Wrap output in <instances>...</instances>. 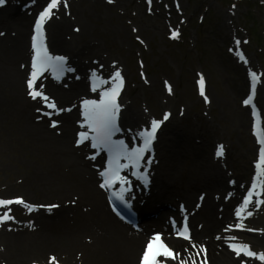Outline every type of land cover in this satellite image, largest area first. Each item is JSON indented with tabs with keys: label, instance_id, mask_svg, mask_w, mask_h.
Wrapping results in <instances>:
<instances>
[{
	"label": "bare ground",
	"instance_id": "6f19581e",
	"mask_svg": "<svg viewBox=\"0 0 264 264\" xmlns=\"http://www.w3.org/2000/svg\"><path fill=\"white\" fill-rule=\"evenodd\" d=\"M44 1L4 0L7 6H0V126L7 125L14 140L10 152L12 164L6 160L8 157L1 156L3 148L7 147L0 143V199L6 200V193H16L25 202L21 206L10 205L12 219L0 224V264H49L52 256L59 264H142L138 253L149 242L148 237L128 240L127 232L109 216L103 204L104 195L95 184L93 166L84 160L82 149L80 154L73 142L74 132L85 128L79 107L85 100L93 101L98 94L87 85V77L94 73L91 79H100L104 87L114 81L117 71L132 79L138 78L133 87L138 91V97L121 100V137L129 132L128 137L135 139L134 133L139 134L145 129L152 118L162 119L165 113L171 116L170 122H163L161 141L159 145L157 143V150L149 155L148 168L142 171L144 176L140 183L145 179V185L152 188L147 199L170 198L174 202L181 193L182 200L191 205L199 194H205L200 220L205 218L210 222L212 216H222L217 221L219 229L216 233L217 228L210 231L208 227L196 236L209 237L205 242L195 243V248L206 250V254L201 252L203 264L205 256L206 264H264L258 258L237 255L231 247L246 245L257 256L264 254V203L254 199L249 210L257 209L261 204L259 212L248 215L251 212L245 210L243 219L238 215L246 200L244 198L241 204L240 195L243 189L250 194L255 170L247 168L239 173L244 187L236 182L230 184L231 179L226 176L230 165L222 162L221 156L220 161L211 155L206 158L205 155L210 154L208 146L202 143L201 137L194 138L195 133L199 136L201 132H207L201 127H192L194 123L199 126L202 117L198 113L196 117L187 118L192 107L184 105L182 91L177 92L176 88L172 91L175 79L164 74L148 78L140 72L137 50L143 60L148 61L144 41L149 37L153 41L154 35L167 40L172 31L183 29V21L195 15L188 16L174 0H153V4H147L145 0H112L111 3L108 0H66L67 7L62 0L58 16L53 18L46 31L48 41L46 39L45 46L51 54L53 51L63 54L60 56L69 60L77 72L68 76L65 83L36 84L44 95L55 100L59 110L70 111L61 115L53 127L49 119L41 117L42 107L47 111L46 103L41 99L33 100L28 89L33 52L27 42V31L32 15ZM218 47L221 48L219 44ZM238 63L245 65L242 61ZM240 65L239 68L248 69ZM187 70L194 77L198 76L194 69ZM244 83L243 92L252 93L249 106L244 108L249 114L251 107L257 108L255 92L261 91L263 86L259 80ZM62 84L65 86L61 87ZM178 85L181 86V82ZM131 88L127 82L122 96L131 92ZM145 88L148 96L144 93ZM230 93V97L235 98L239 92L233 88ZM206 96L207 89L198 99L199 103H205ZM141 100L151 103L152 107L148 106L144 111L135 107ZM207 100L211 114L214 100ZM181 108L182 113L179 111L178 115ZM179 123L185 125L184 129L177 130ZM241 123L242 119L238 123L242 130ZM192 138L196 139L194 145ZM249 140L248 157L257 150L254 135L249 134ZM219 141L227 153L225 161L233 159V145L223 139ZM17 168L23 173L15 177L13 172ZM258 182L264 183V179L260 178ZM158 189H162V195L156 192ZM16 199L19 198L7 200ZM25 205H31L37 212L29 213ZM7 211L0 208L1 214ZM169 243L178 258L166 260V264H192L188 255L193 244L179 240ZM195 264H200L197 259Z\"/></svg>",
	"mask_w": 264,
	"mask_h": 264
},
{
	"label": "rangeland",
	"instance_id": "374dc122",
	"mask_svg": "<svg viewBox=\"0 0 264 264\" xmlns=\"http://www.w3.org/2000/svg\"><path fill=\"white\" fill-rule=\"evenodd\" d=\"M174 1L184 8L188 16H195L183 21V29L181 31H172L167 40H162L155 35L153 41L150 40V37L149 39L146 38L144 50L148 54L145 56V58H148L147 62L143 60L141 53L137 50L141 66L140 72L143 77L156 78L164 74V76L171 75L175 79V85L172 86L173 92L174 88H176L177 92L182 91L185 94L183 96L186 102L184 105H191L192 107L187 118L196 117L198 113L202 117V120L199 121V126L194 123L192 127H201L202 130L207 132V134L201 132L199 136L194 132V138L201 137L202 143L208 146L207 150L210 154L205 155V157H210V155L217 153L219 147L216 149L217 151H215V148L220 144L219 139L225 140L227 144H232L234 158H228V161H224L225 164L230 165L226 169V175L229 177L228 180L231 179L239 186L244 187L243 178L238 175L247 168L248 170L249 168L253 170V162L257 158L256 152L249 157L247 156L246 146L250 145L249 134L250 130L252 131L253 111H249L248 114V111L243 108L244 100L250 95V92H243L244 82L247 81L249 83L250 76H253V73L263 86L262 90L257 92L255 99L258 103V112L261 114L264 123V0ZM46 2L47 0L44 1V3ZM145 2L153 4V0H145ZM3 5L7 6L6 3H3ZM41 6L43 7V5ZM40 8L37 12H39ZM54 13L53 17H57L59 10H55ZM33 17L34 14L31 18L33 19ZM31 21L27 31V42ZM45 28L48 29V25ZM176 33H178L177 39L174 40L172 38ZM203 35L206 36L204 37L205 39L202 38ZM138 42L139 44L142 43L141 41ZM218 44L221 48L218 47ZM235 58L244 62L245 65H240L241 63L239 64ZM239 65L241 67L247 66L248 69L239 68ZM166 68H169L172 72L166 70ZM188 68L194 69L198 76L194 77L193 74H190L187 70ZM121 76L125 82H129V85H132V90L130 89L131 92L127 91L125 99H136L138 91H135L133 87L136 85L138 78L132 79L125 73L121 74ZM87 78V85L89 86L91 76ZM201 79L207 86L206 98H213L214 100L211 114L209 100L204 98L206 102L202 103L203 107L198 100L201 99V96L198 93L197 85ZM179 82L183 85H181L182 87L178 85ZM233 88L239 92L235 98L230 97V90ZM147 91L145 88L144 93L146 96H148ZM141 94L139 93V95ZM148 106L152 107L151 103L148 104L144 100L139 101L137 106L135 105L140 110L143 108L145 110ZM182 110L183 108L177 111L178 115L179 111L182 113ZM42 111H45L44 107H42ZM241 119L243 120V123H241L243 124L242 130L239 128L240 125H238ZM210 120L211 122L209 123ZM206 124L207 127H205ZM178 125L180 127H177V130L185 127L182 123ZM8 129L9 127L5 124L0 126V143L3 147H7H2L4 153L1 156L8 157L5 159L12 164L13 155L11 154V159L10 152L12 151L14 140L8 133ZM216 129L218 131H215ZM194 138H192V145L196 142V139L195 141L193 140ZM73 140H75L74 136ZM9 158L10 160H8ZM21 172L23 173V170L17 168L13 175L17 177L21 175ZM183 187V184H181V189ZM245 190L243 189L242 192ZM245 197H247V194H243L240 197L241 204ZM10 198L20 199V196L16 193H6L4 195V199ZM261 199V201H264V196ZM260 207L254 208L251 211V215L257 214ZM24 208L29 213L37 212L31 205H26ZM2 215L3 213H0V216ZM197 252H200V249L192 248L189 252L188 260L193 264V261L197 259L198 263L203 264L201 252L199 255H197ZM194 256L195 259H193Z\"/></svg>",
	"mask_w": 264,
	"mask_h": 264
},
{
	"label": "snow or ice",
	"instance_id": "6c2138e0",
	"mask_svg": "<svg viewBox=\"0 0 264 264\" xmlns=\"http://www.w3.org/2000/svg\"><path fill=\"white\" fill-rule=\"evenodd\" d=\"M4 0H0V4H2ZM109 3L112 2V0H108ZM64 6L67 7L66 0H63ZM62 0H50V3L46 7V9L40 14L39 20L35 26V38H34V49H35V59L32 64L33 71L31 73V78L28 81V88H29V95L33 100L36 99H42L47 103V106L49 108H52L55 110L56 105L55 103L49 102V98L45 96L40 90L37 89L36 81L40 77L43 71L47 70L48 68H53L57 70L59 73H63L65 71L64 64L65 60L62 57H56L55 59L48 54L47 48L43 44L44 39V24L47 20L51 19L53 17L54 10H59L61 7ZM178 35V33L174 34L175 38ZM253 79H257L256 75L253 73ZM113 80L115 82V86L111 89V91H105L103 93L104 99L97 103L96 101H84V109H85V118L88 121L87 127L95 133V136L93 139L95 140V143L93 144V147L95 148H108L109 150H113L116 152L115 156V162L117 164V168L110 171L109 173H105L104 175L107 177L105 184L102 185V187H110L112 183H114L117 180H120L123 182V178L119 176V165L118 161L120 159L119 153L123 150V145H116L112 142L111 137L114 134L115 131H118L116 127V119L119 113V105L117 103V97L123 87V78L119 71H117L113 77ZM203 79L200 81V91L201 95L204 94L203 89ZM169 91L171 89L169 88ZM205 99H207L205 97ZM251 101H249L250 103ZM165 120L168 119V116L166 115L164 117ZM56 125L53 124V127ZM161 123L157 121H153L151 125V129L148 131L143 132L142 138H143V148L138 149L133 155L136 157L137 163L142 159L144 152L149 151L152 145V142L156 138V132L160 128ZM89 139L88 135L86 133L80 134L79 143H83L85 140ZM260 143L262 145L261 149V162L259 167L261 168V179H264V138L260 140ZM224 149L223 146H219L217 155L223 156ZM264 195V183H258L254 186L253 192L249 194L247 199L244 201V208L240 210L238 215L241 219L244 218L243 213L247 209L248 205L252 203L253 196H259ZM120 199H123V196L120 197ZM25 202L23 199H16V200H2L0 199V208H6L8 209L7 212H5L2 216H0V224L8 222L12 219L10 213V205L12 204H24ZM258 203H264V201H258ZM251 213H248L250 215ZM243 226L241 225V228ZM178 235L186 240L191 241V236L188 232L187 227L185 226L183 231L179 232ZM192 247H196L195 244L192 245ZM232 250L237 253V255H246L249 257H255L258 258L261 261H264V254H261L257 256L256 253L251 251L246 245H232ZM200 252H205V249H200ZM200 252H197V255L200 254ZM160 257L165 258H172L175 259L176 254L170 250L160 239L159 236L155 238V240L147 246V249L144 253V256L142 258V264H162ZM49 264H59L57 258L55 256L50 257ZM184 264V262H182ZM193 264H195V261H193ZM206 264V256H205V262Z\"/></svg>",
	"mask_w": 264,
	"mask_h": 264
}]
</instances>
